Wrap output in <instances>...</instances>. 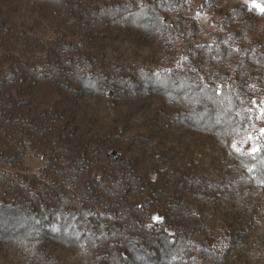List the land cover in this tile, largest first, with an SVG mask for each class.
<instances>
[{"label":"trees","instance_id":"trees-1","mask_svg":"<svg viewBox=\"0 0 264 264\" xmlns=\"http://www.w3.org/2000/svg\"><path fill=\"white\" fill-rule=\"evenodd\" d=\"M198 9L0 0V264H264V12Z\"/></svg>","mask_w":264,"mask_h":264},{"label":"rangeland","instance_id":"rangeland-1","mask_svg":"<svg viewBox=\"0 0 264 264\" xmlns=\"http://www.w3.org/2000/svg\"><path fill=\"white\" fill-rule=\"evenodd\" d=\"M202 1L203 0H188V3L193 9L192 15L196 18L200 26L201 34L199 36V41L205 42L211 41L219 28L217 26L218 19L215 15L208 10L199 11L198 7L201 5ZM256 107L264 108V105H257ZM261 128H264V116L257 119V122L254 125V130L258 133V136L264 140V134L260 132ZM27 163L33 170H35L42 166L44 161L30 153L27 156Z\"/></svg>","mask_w":264,"mask_h":264},{"label":"snow or ice","instance_id":"snow-or-ice-1","mask_svg":"<svg viewBox=\"0 0 264 264\" xmlns=\"http://www.w3.org/2000/svg\"><path fill=\"white\" fill-rule=\"evenodd\" d=\"M253 2H254V4H255V7L260 8V10H261L262 12H264V6L260 5L259 3H255V0H253ZM246 111H247V113H248V117H249V119H250L251 116H252V114H253V112H254V109H252V108H247ZM255 111H258L259 114H260V115L257 117V119H259L260 117L264 116V108H258V109H256ZM260 132H261L262 134H264V128H261V129H260ZM254 139H255V138H253L251 135H249V136L247 137V139L244 141L245 143H247V141H249V140H252V141H253L252 146H251V149H250L251 154H255V153H257L258 151H260V148H259V146L254 142ZM232 147L235 148L237 151H240V149L237 147V145H236L235 143L232 145ZM248 171H249V172H252V171H253V168H249ZM156 219H159V217H157Z\"/></svg>","mask_w":264,"mask_h":264}]
</instances>
